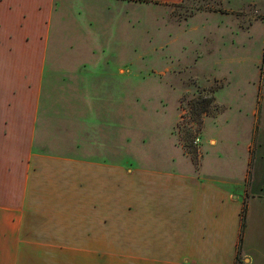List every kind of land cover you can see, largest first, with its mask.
<instances>
[{"label":"crops","instance_id":"1","mask_svg":"<svg viewBox=\"0 0 264 264\" xmlns=\"http://www.w3.org/2000/svg\"><path fill=\"white\" fill-rule=\"evenodd\" d=\"M88 2L102 8L103 33L112 3ZM57 10L56 0H0V264H235L240 243L249 264H264V247L244 249L240 236L243 201L253 195L264 202V184L257 192L249 186L264 77L248 81L250 105L243 113L250 127L230 122L241 118L240 103L228 113L222 88L212 95L218 109L203 114L196 164L175 137L178 155L136 168L119 163L96 154L94 138L77 139L86 122L77 102L88 79L79 84L73 77L91 76V56L103 47L90 36L93 12H84V27L71 12ZM55 77H67L63 89ZM57 97L72 116L59 127L73 134L65 142L61 134L49 137L67 146L65 154L36 148L50 129ZM238 130L246 138L244 154Z\"/></svg>","mask_w":264,"mask_h":264},{"label":"rangeland","instance_id":"2","mask_svg":"<svg viewBox=\"0 0 264 264\" xmlns=\"http://www.w3.org/2000/svg\"><path fill=\"white\" fill-rule=\"evenodd\" d=\"M88 1L56 0V13L71 12L68 15L84 27L87 21L83 14L90 8V36L93 42L97 37L98 45H103L91 56L96 63L90 64L95 66L92 75L73 77L79 84L83 78L88 79L82 84L83 95L77 102L86 120L76 131L79 141L94 138L96 154H108L115 161L136 168L140 163H154L156 157L180 154V148L174 146L175 137L181 144L186 143L198 161L195 139L201 130V124H197L203 117L201 108L209 114L215 112L203 99L221 88L219 95L231 103L228 113H236L239 103L242 109L241 118L230 122L235 124L239 119L245 128L251 126L249 113L243 111L250 105L248 81L264 77V0H109L113 19L106 22L103 33L98 30L102 8ZM87 4L91 6L88 8ZM56 26L53 19V28ZM66 78L55 77L57 88L63 89ZM53 106L48 120L50 129L36 148L65 154L67 146H57L53 139L61 134L65 142L66 133L72 137V130L59 127L65 126L71 115L65 114L60 98L54 99ZM91 118L94 126L89 123ZM256 126L251 152L256 174L249 184L253 192L264 184V106ZM237 136L238 151L244 154L243 131L238 130ZM243 204V248L259 251L264 247V202L252 195ZM117 229L119 226L114 227V231ZM114 233V245L120 247L122 233ZM244 255L240 243L235 264H249Z\"/></svg>","mask_w":264,"mask_h":264},{"label":"trees","instance_id":"3","mask_svg":"<svg viewBox=\"0 0 264 264\" xmlns=\"http://www.w3.org/2000/svg\"><path fill=\"white\" fill-rule=\"evenodd\" d=\"M138 1V0H137ZM141 1H143V0H141ZM264 60V59H263ZM262 60V61H263ZM261 72H262V70H261ZM204 100V104L205 105H207V107H212L213 108V110H216V109H218V107L213 103V101H214V98H213V96H212V94L209 96V97H207V99L205 100V99H203ZM203 105V104H202ZM204 111V112H203ZM201 112L204 114V113H206V114H209V113H207L204 109H202L201 108ZM203 118V117H202ZM197 124L198 125H200V124H202V120L201 121H197ZM201 126V125H200ZM179 128V124H178V126H177V129ZM179 131V130H178ZM177 140H178V143L179 144H181L180 142H179V139L177 138ZM182 145V147H186V143H182L181 144ZM184 149V148H183ZM184 151L187 153V154H189L190 155V157H191V159L193 160V162L194 161H196L195 163H197V160L195 159V157H193V155L191 156V154H190V151H189V149L186 147V149H184ZM245 214H246V207H245V205L243 204V206H242V209H241V212H240V218H241V223H240V236H241V233H242V230H243V227H244V220H245ZM238 253H239V248L237 249V255H236V260H238Z\"/></svg>","mask_w":264,"mask_h":264},{"label":"built area","instance_id":"4","mask_svg":"<svg viewBox=\"0 0 264 264\" xmlns=\"http://www.w3.org/2000/svg\"><path fill=\"white\" fill-rule=\"evenodd\" d=\"M198 141V138L197 139H195V142H197Z\"/></svg>","mask_w":264,"mask_h":264}]
</instances>
